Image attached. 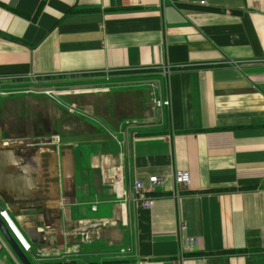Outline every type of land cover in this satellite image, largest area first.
<instances>
[{
    "label": "crops",
    "instance_id": "obj_1",
    "mask_svg": "<svg viewBox=\"0 0 264 264\" xmlns=\"http://www.w3.org/2000/svg\"><path fill=\"white\" fill-rule=\"evenodd\" d=\"M0 211L30 264H264V0H0Z\"/></svg>",
    "mask_w": 264,
    "mask_h": 264
},
{
    "label": "built area",
    "instance_id": "obj_2",
    "mask_svg": "<svg viewBox=\"0 0 264 264\" xmlns=\"http://www.w3.org/2000/svg\"><path fill=\"white\" fill-rule=\"evenodd\" d=\"M204 2H200V5H203ZM165 75V72L163 73ZM169 104L167 99H160L154 101V106L156 108H164L167 107ZM189 174L186 171L183 170H176L173 173V182L175 185L179 186L180 188H186L189 185ZM162 179L157 177H151L149 178V184L148 187H143L140 182H134L133 184V196H132V202L138 206L139 208L148 209L151 207L153 203V197L150 195L154 191L155 186H160L162 184ZM0 218L3 220V222L7 225L9 231L14 236V238L19 243L21 249L23 252H28L30 249V245L27 242V240L23 237V235L17 230V228L13 225L11 219L4 211H0ZM184 227L181 226L180 230H183ZM84 243L90 244L91 238L88 236L82 237ZM196 239H190L187 242V246L189 248L193 247L196 244ZM130 249H121L119 250V254H124L129 252Z\"/></svg>",
    "mask_w": 264,
    "mask_h": 264
},
{
    "label": "water",
    "instance_id": "obj_3",
    "mask_svg": "<svg viewBox=\"0 0 264 264\" xmlns=\"http://www.w3.org/2000/svg\"><path fill=\"white\" fill-rule=\"evenodd\" d=\"M33 231V230H32ZM0 233L4 237L6 243L9 245L11 251L17 258L20 264H30V262L27 260L25 253L21 249L19 243L17 240L14 238V236L11 234L9 231L7 225L3 222V220L0 218ZM23 234L27 238V240L30 243H35L36 241L33 240L31 237V234L28 231H23ZM40 244H43V240L40 241Z\"/></svg>",
    "mask_w": 264,
    "mask_h": 264
},
{
    "label": "rangeland",
    "instance_id": "obj_4",
    "mask_svg": "<svg viewBox=\"0 0 264 264\" xmlns=\"http://www.w3.org/2000/svg\"><path fill=\"white\" fill-rule=\"evenodd\" d=\"M144 86H146V87H142V97H144L145 99L148 97V94H147V92H150V91H152V85L151 84H146V85H144ZM146 92V93H145ZM27 256H28V258L32 261V259L34 258V257H36V256H39V254L38 253H35L33 250H32V252H31V250H30V252H29V254H27Z\"/></svg>",
    "mask_w": 264,
    "mask_h": 264
},
{
    "label": "trees",
    "instance_id": "obj_5",
    "mask_svg": "<svg viewBox=\"0 0 264 264\" xmlns=\"http://www.w3.org/2000/svg\"><path fill=\"white\" fill-rule=\"evenodd\" d=\"M179 6H181L182 7V5H179ZM184 7H186V6H184ZM229 253H236L235 251H231V252H229Z\"/></svg>",
    "mask_w": 264,
    "mask_h": 264
}]
</instances>
